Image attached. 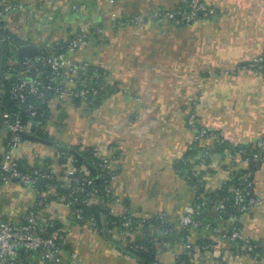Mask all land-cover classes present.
<instances>
[{"label": "crops", "instance_id": "1", "mask_svg": "<svg viewBox=\"0 0 264 264\" xmlns=\"http://www.w3.org/2000/svg\"><path fill=\"white\" fill-rule=\"evenodd\" d=\"M202 2L214 9L212 16L175 25L150 14L186 8L188 0H0V9L8 10L3 29L41 51L79 29L102 31L101 38L70 60L105 71L113 93L92 110L68 109L51 100L46 129L54 142L92 146L110 156L116 171L111 192L118 200L108 206L112 216L131 214L146 223L163 214L175 224L196 201V188L173 166L195 144L187 122L191 113L200 127L217 133L229 146L252 148L264 137V74L242 68L264 51V0ZM136 15L144 20L123 23ZM3 139L1 134L0 155ZM207 144L198 143L199 159L213 148ZM12 155L25 170H58L56 150L36 142H22ZM248 163L229 149L212 154L209 163L201 159L196 167L197 175L204 172L199 177L204 181L201 197L218 189L229 170L238 174ZM252 190L257 202L237 221L244 236L264 242V162H256ZM44 193L43 188L0 184V220L19 222ZM44 213L60 225L71 249L61 254L60 264L139 263L77 222L63 204L53 200ZM235 220L222 219L216 207L200 210L197 226L186 230L185 240L157 246L158 262L174 264L191 246V264H264L245 255L234 259L230 250L224 253L230 245L220 233ZM208 224L217 231L207 229ZM137 231L130 241L119 242L163 235L156 227ZM205 238L212 245L200 248ZM216 244L223 248L219 255L212 249Z\"/></svg>", "mask_w": 264, "mask_h": 264}, {"label": "built area", "instance_id": "2", "mask_svg": "<svg viewBox=\"0 0 264 264\" xmlns=\"http://www.w3.org/2000/svg\"><path fill=\"white\" fill-rule=\"evenodd\" d=\"M7 8L0 9V27L4 14L7 12ZM215 13L214 9L206 6L202 0H188L187 9L179 10H156L150 14V18L161 21L168 20L175 25L181 23H189L198 19V16L202 17L212 16ZM144 17L136 15L132 18L126 19L123 23H137L142 22ZM93 34L97 39L101 38L102 31L95 29ZM92 40L91 32L84 29H79L73 36L64 41L66 44L62 46L58 42L52 43L48 50L50 52L47 55H42V51L39 55L32 58H24L20 63L19 79L15 82L10 90L12 98L16 102L17 108H20L25 103L29 102L31 97H36L44 102L45 94L48 92L53 93V99L60 107L68 109H81L85 108L84 104L89 105L95 102L98 95L97 88L101 83H107V73L99 68L93 69L89 62L81 61L73 63L70 57L76 53L79 49L90 43ZM61 50L56 52V50ZM15 63L9 60V64ZM243 69H249L256 72H262L264 74V51L259 54L252 62L243 65ZM74 100H79L81 103L79 106L74 104ZM51 102L49 103V105ZM27 111L30 112L32 117L36 114V107L28 103ZM1 127L7 128L11 134L10 139L7 142V146L4 147L2 159L0 160V182L3 185H20L27 188L34 187V184L42 179L46 178L48 181L53 179L58 180L61 183V187L64 189H70V195L83 194L84 198L81 200L74 198L68 199L66 196L57 197L56 202L63 204L70 212V215L76 220H82L81 211L75 209L74 206L77 203L93 205L96 203L95 195L91 190H87L92 186L91 179H83L82 183L74 176L75 169L72 166V158L65 157L66 163L58 166V170L50 168L49 172H44L42 169H34L31 172H22L19 170L15 159L13 158L12 151L15 150L21 143V133H29L30 127L22 124L20 119L13 114L2 113L1 114ZM33 122V121H31ZM188 125L194 134V142L208 143L209 146H221L223 140L220 136L213 132L208 131L205 128L200 127L197 124V118L195 113H191L188 116ZM39 124V122H33ZM207 144V145H208ZM255 152L252 154V158L264 162V137L257 140L255 143ZM66 152H63V154ZM96 156L101 160L98 166L106 171V174L110 176L106 186V192L111 194L113 202L118 200L113 197L111 192V183L115 179L116 171L113 167L110 156L103 153L99 149H95ZM238 155H243L242 151L237 152ZM248 158H244L246 163ZM197 174V168H195ZM233 173L229 170L228 176L224 181L230 180ZM94 191V188H92ZM52 192H45L41 194L43 201V207L40 208L38 203L35 202L31 208L23 215L19 222H10L0 220V264H60L61 251L56 245L53 236H45L44 228L48 226V222L45 219V208L48 207L49 201L47 197ZM249 193L244 192L242 189H236L234 191V203L238 207L241 214L250 212L252 206L257 202L255 195H252L246 199ZM206 205V200L202 202H194L191 206L185 209L183 214L175 219V225L182 229H189L197 226L195 216ZM217 211H222L224 205L218 204ZM120 220V227H114L108 233L116 241H130L133 235L138 232L139 228L145 222L144 220H138L131 214H118L116 215ZM162 224L168 222L167 218L163 214L156 216ZM136 225L133 227V225ZM93 226V223H91ZM207 229H211L214 232L215 228H211L206 225ZM163 234H167L170 230H162ZM218 233V232H217ZM220 238L230 241L242 242V251H251L250 239L244 236L241 230H232L231 232L224 231L220 233ZM138 248V247H137ZM212 249L216 254H220L223 250L220 244L212 246ZM229 249H225L224 253H228ZM20 252L27 254V259L22 260L20 258ZM243 254H233L234 259H238ZM259 261L264 262V258Z\"/></svg>", "mask_w": 264, "mask_h": 264}, {"label": "trees", "instance_id": "3", "mask_svg": "<svg viewBox=\"0 0 264 264\" xmlns=\"http://www.w3.org/2000/svg\"><path fill=\"white\" fill-rule=\"evenodd\" d=\"M183 9H187L183 8ZM202 16L199 15L198 19ZM183 24V23H181ZM94 30H90L92 40L97 39L96 36L93 34ZM0 34L2 36V39L5 43V54H4V62L2 67V75L0 78V135H4L3 144L4 147L7 146V142L11 137V134L7 131H5L1 127V114L2 113H8L16 115L22 124L28 125L30 127V134L34 135L36 137H39L41 139L46 140H53V138L48 134V131L46 129L47 122L51 118L50 113V105L49 103L51 100H53V93L48 92L45 94L44 102L36 97H31L29 99V102L22 105L20 108H17L16 102L12 98V95L10 93L12 85L18 81L19 72H20V63L23 61V59H18L14 55V50L20 46H23L24 43L8 32L7 30L3 29V25L1 23L0 27ZM73 36V34L70 36V38ZM69 38V39H70ZM68 39V40H69ZM62 46H65L64 41H56ZM61 50H56V52H60ZM50 52V50L46 49L42 51V55H47ZM9 60L14 61L15 63L9 64ZM93 69H96V67L92 66ZM99 70V69H98ZM100 72V70H99ZM113 90L110 86L101 83L100 86L97 88L98 95L96 97L95 102L90 103L89 105L84 104L86 109L92 110L93 108H96L105 97L108 95H111L113 93ZM28 103L33 104L36 107V114L34 117L30 115V112L27 111V105ZM79 100H74V104L76 106L80 105ZM37 121L39 124H35L33 122ZM22 142H24L23 139H21ZM69 148L75 150L82 160H79L78 158L72 156L69 153H64L62 151H56L58 154V158L56 161L57 166H61L64 163H66L65 157H71L72 158V166L75 169V177L79 180V183H82L83 179H91L92 180V186L88 187L87 190H91L93 194L95 195L96 203L93 205H84L77 203L76 206H74L75 209H79L81 211L82 220H77V222L87 225L92 230L96 231L99 235H102L107 239V241H113L119 246H121L123 249H125L127 252L132 253L134 255H137L142 259L141 262L138 264H160L157 260V246L160 244H172L175 242H178L180 239L185 240L187 231L185 229L177 227L175 224L170 222H164L162 224L160 220H158L157 217L150 218L146 223H143L142 228L143 231H148L151 227L158 228L161 232L162 230H170L167 234H163L161 238H136L134 241L130 242L129 244H121L119 241H116L112 239L110 234L108 233L111 231L114 227H120L121 220L117 216H112L109 212V205L113 202L111 194L106 192V186L108 181H110V176L106 174L105 170H102L98 164L101 162V160L96 156L95 148L92 146H83V145H69ZM224 149H229L230 153L233 155L234 153H237L239 151L243 152V158H248L249 163L247 168L244 170H241L238 172V174L233 173L230 177V180L223 181L219 188L210 192L204 194V197H201V194L204 192V188L202 187L203 180H201L199 177L204 173L200 170V175H197L195 173V168L198 167V165L201 163V159L203 162L209 163L212 157V154L214 153H221ZM201 147L198 145L197 142H195L194 145H192L182 156L181 159L174 162L173 166L176 172L183 177L190 185L194 186L197 190V196H196V202H202L206 198V205L201 209L205 208H212L217 207L218 204L222 203L224 205V209L222 211H219V215L224 220L231 221L233 218L236 220L232 223V225L225 231L231 232L232 230H241V225L237 221L239 216L241 215L238 207L234 203V191L236 189H242L244 192L249 193L248 196H246V199L253 194L252 190V173L254 171V168L256 166V162L259 163L260 161H257L252 158V154L256 151L255 147H241V146H229L223 143L221 146H214L210 151L205 152L202 157L199 159V153L201 152ZM2 159V155H0V160ZM83 162H86L89 164L97 173V178L95 179L94 176L85 168ZM17 163V162H16ZM17 166L20 171L22 172H31L32 169H24L21 167L20 164L17 163ZM51 169H44V172H49ZM1 184V182H0ZM92 188H94V191H92ZM44 192H52L50 196L47 197V200L49 202L56 200L57 197L60 196H66L68 199H74L77 198L81 200L84 198L83 194H77V195H70V189H64L61 187V183L53 179L49 181V183L43 187ZM206 195V196H205ZM98 198L101 200L100 206L98 205ZM36 203H38V206L40 208L43 207V201L42 198L39 197L36 200ZM45 219L48 222V226L44 228L45 236H53L56 245L59 247L61 253H69L71 252L70 247L64 243L63 238V232L61 231L60 225L57 223L50 221L46 216ZM75 219V218H74ZM91 223H93V226H91ZM211 228L217 229L215 225L208 224ZM136 225L134 224L133 227ZM230 247L229 250L233 254L241 253L245 256H248L254 260L259 261L261 258H264V242L261 241H250V246L252 247L251 251H242L241 245L242 242L240 241H230L227 240ZM202 248L203 246H210L212 245V241L208 238H205V240H201V243L199 244ZM138 247V248H137ZM194 254V251L191 246H189L185 252L182 254H179L176 256L174 264H191V259ZM20 258L22 260L27 259V254L20 252Z\"/></svg>", "mask_w": 264, "mask_h": 264}, {"label": "water", "instance_id": "4", "mask_svg": "<svg viewBox=\"0 0 264 264\" xmlns=\"http://www.w3.org/2000/svg\"><path fill=\"white\" fill-rule=\"evenodd\" d=\"M41 53V49L39 47H37L34 44H26L23 46H20L18 48H16L14 50V55L16 58L18 59H23V58H32L35 57L37 55H39ZM4 54H5V43L2 39V36L0 34V78L2 75V67H3V62H4ZM5 131L9 132V130L7 128H3ZM21 138L24 141H32V142H36L45 146H48L50 148H52L53 150L56 151H62V152H66L71 154L72 156L78 158L79 160H82V158L80 157V155L73 149L69 148L68 146L59 144L57 142H54L52 140H46V139H41L39 137H36L34 135H31L29 133H21L20 134ZM85 168L94 176V178H97V173L96 171L86 162H83ZM49 183V181L46 178H42L40 180H38L35 184H34V188L37 191H40L44 186H46ZM98 205L100 206L101 204V200L100 198H98ZM108 243L113 246L114 248L120 250L122 253H124L125 255L130 256L131 258L138 260L139 262L142 261V259L140 257H138L137 255H134L132 253L127 252L125 249H123L121 246H119L118 244H116L113 241H109Z\"/></svg>", "mask_w": 264, "mask_h": 264}, {"label": "rangeland", "instance_id": "5", "mask_svg": "<svg viewBox=\"0 0 264 264\" xmlns=\"http://www.w3.org/2000/svg\"><path fill=\"white\" fill-rule=\"evenodd\" d=\"M53 131V130H52Z\"/></svg>", "mask_w": 264, "mask_h": 264}]
</instances>
